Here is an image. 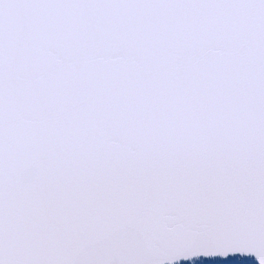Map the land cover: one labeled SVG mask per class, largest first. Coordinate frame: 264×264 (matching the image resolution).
<instances>
[{"label": "snow or ice", "instance_id": "obj_1", "mask_svg": "<svg viewBox=\"0 0 264 264\" xmlns=\"http://www.w3.org/2000/svg\"><path fill=\"white\" fill-rule=\"evenodd\" d=\"M264 264V0H0V264Z\"/></svg>", "mask_w": 264, "mask_h": 264}, {"label": "water", "instance_id": "obj_2", "mask_svg": "<svg viewBox=\"0 0 264 264\" xmlns=\"http://www.w3.org/2000/svg\"><path fill=\"white\" fill-rule=\"evenodd\" d=\"M178 264H259L255 256H241L239 254L223 257H199L193 260H181Z\"/></svg>", "mask_w": 264, "mask_h": 264}]
</instances>
